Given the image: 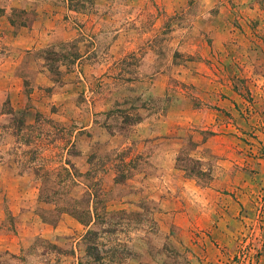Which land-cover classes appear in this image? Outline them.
Here are the masks:
<instances>
[{
	"label": "rangeland",
	"instance_id": "rangeland-1",
	"mask_svg": "<svg viewBox=\"0 0 264 264\" xmlns=\"http://www.w3.org/2000/svg\"><path fill=\"white\" fill-rule=\"evenodd\" d=\"M81 1L0 0L1 259L260 264L264 0ZM90 188L107 221L85 228L61 209Z\"/></svg>",
	"mask_w": 264,
	"mask_h": 264
},
{
	"label": "trees",
	"instance_id": "trees-1",
	"mask_svg": "<svg viewBox=\"0 0 264 264\" xmlns=\"http://www.w3.org/2000/svg\"><path fill=\"white\" fill-rule=\"evenodd\" d=\"M71 1V0H70ZM81 6L80 7H87V5L91 4L90 0H82L81 1ZM74 9V11L77 10V8L75 6H72ZM79 8V7H78ZM78 55L74 56L73 61L72 62H68V64H75V62L78 60ZM64 65V64H63ZM39 120L36 121V123ZM32 128V126H26V129H30ZM28 136V134H27ZM30 137V136H29ZM29 140V139H28ZM27 143H30V141H26L25 145H28ZM128 152H130V149H127L126 152H122L121 154H119L118 158H119V165L115 166L114 170H115V174H116V178L115 181L116 182H120L126 179L127 177V173H128V168L131 166V164L135 161L133 158H129V154ZM124 153V154H123ZM126 154V155H125ZM2 161V156H0V162ZM65 164H67L69 167L68 168H62L61 170L65 173L64 176L65 177H74L76 170L75 168L69 164V162H66ZM77 174V173H76ZM102 193V189H93L90 188L89 189V193L85 194L89 197L88 202L83 203L82 205L77 202L78 199H73L72 202L73 204H67L66 207L64 209H61L63 212V210L72 215L73 217H75L78 222L80 224H82L85 228H88L91 225H94L96 223H100V222H105L107 220H105V216L106 214H104L103 216H100L98 210V204L100 202L99 197L100 194ZM69 205V206H68ZM104 219V220H103ZM111 230V229H109ZM109 230H89L87 231L84 236L83 239H88L90 238L93 241V246H91L89 244V246L87 247V250H93V251H97V245L98 244H94L96 243L97 239L99 238L101 233H105ZM110 232V231H109ZM0 264H7L4 262V260L1 259L0 256Z\"/></svg>",
	"mask_w": 264,
	"mask_h": 264
},
{
	"label": "crops",
	"instance_id": "crops-1",
	"mask_svg": "<svg viewBox=\"0 0 264 264\" xmlns=\"http://www.w3.org/2000/svg\"><path fill=\"white\" fill-rule=\"evenodd\" d=\"M12 29L16 31L17 28H12ZM37 30H39V25L38 27L21 26L20 29L16 31V34H14L13 39L15 40L13 41V45L20 47L19 49L30 51L31 49H35L37 47L42 46L38 43L40 40V36L41 37L43 35L45 36L46 40H43V46H44L47 43H49V41H51L55 37V33H57L56 31L53 32L52 30H48L47 35L46 33H43V32L42 34H39V31ZM38 35H39V38H38ZM35 42H36V45H35ZM260 264H264V250L261 256Z\"/></svg>",
	"mask_w": 264,
	"mask_h": 264
},
{
	"label": "built area",
	"instance_id": "built-area-1",
	"mask_svg": "<svg viewBox=\"0 0 264 264\" xmlns=\"http://www.w3.org/2000/svg\"><path fill=\"white\" fill-rule=\"evenodd\" d=\"M258 254H259V252H256L254 250L252 252V254H250L248 257H246V254L244 252H242L240 259L237 260L236 263H238V264H257V256H258Z\"/></svg>",
	"mask_w": 264,
	"mask_h": 264
}]
</instances>
